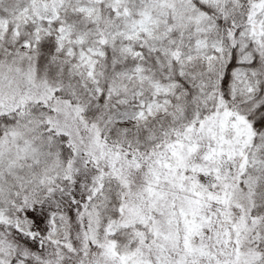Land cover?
<instances>
[{"label": "snow or ice", "instance_id": "obj_1", "mask_svg": "<svg viewBox=\"0 0 264 264\" xmlns=\"http://www.w3.org/2000/svg\"><path fill=\"white\" fill-rule=\"evenodd\" d=\"M0 264H264V0H0Z\"/></svg>", "mask_w": 264, "mask_h": 264}]
</instances>
